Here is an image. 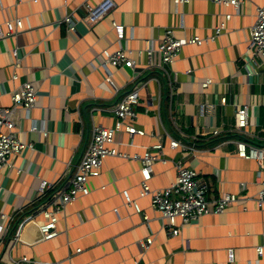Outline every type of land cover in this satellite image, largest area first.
<instances>
[{"label":"crops","instance_id":"obj_1","mask_svg":"<svg viewBox=\"0 0 264 264\" xmlns=\"http://www.w3.org/2000/svg\"><path fill=\"white\" fill-rule=\"evenodd\" d=\"M101 1L0 0V108L13 106V92L24 81L32 80L37 88L29 114L22 108L16 111L17 135L32 147L14 153L13 166L0 172V212L12 215L4 223L0 213V264H11L9 252L16 259L27 256V264H264L257 251L264 246V210L255 200L263 187L264 155L244 157L238 148L243 141L247 150H264V63L250 61L248 48L256 10L264 0H246L238 12L213 0H114L116 6L105 18L95 24L81 20L84 2ZM67 14L77 21L75 30L62 21ZM16 18L24 27L5 36L7 22ZM114 21L126 26L122 43L132 50L133 66L106 62L107 53L119 46ZM222 21L226 26L216 35ZM168 28L177 37L210 38L182 47L171 65L177 72L172 90L168 75L152 66L144 51L150 44L157 46ZM207 79L211 83L204 86ZM137 83L142 84L137 117L127 122L145 133L116 131L112 145L143 154L162 143L165 162L153 165L151 187L174 182L176 162L182 159L209 182L210 199L235 193L247 198V208L235 203L191 224L178 217L180 230L173 234L150 196L140 194L142 162L108 156L100 173L88 180L90 193L66 206L58 218L59 233L44 240L40 206L76 168L94 126L115 125L114 104ZM242 104L250 105L246 133L235 129L234 113ZM215 128L219 133H213ZM173 138L191 149L174 147ZM43 180L51 187H43ZM31 213L36 216L11 245L17 225ZM149 238L152 243L145 248L142 242Z\"/></svg>","mask_w":264,"mask_h":264},{"label":"built area","instance_id":"obj_2","mask_svg":"<svg viewBox=\"0 0 264 264\" xmlns=\"http://www.w3.org/2000/svg\"><path fill=\"white\" fill-rule=\"evenodd\" d=\"M186 0H175L178 4ZM219 4L232 6L236 12L240 11L242 4L246 0H213ZM116 6L114 0H103L98 4H91L84 2L82 9L84 10L81 20L95 24L101 19L105 18ZM231 13L226 15V18L231 17ZM68 25L70 31L76 29L77 21L73 14H67L62 18ZM117 34L119 46L111 53H107L106 62L112 66H133L135 61L131 56L132 50L122 43L126 38V26L120 22H113ZM225 21H222L216 28V35L220 34L225 28ZM24 27V22L21 18H16L14 21L7 22V32L5 36L15 34L18 30ZM212 36L211 38H213ZM210 38H201L199 36L191 37H177L173 29L168 28L158 42L157 46L150 44L146 46L145 52L149 57V62L152 66H158L162 72L168 75V82L171 90L173 89V77L176 79L177 72L171 71V65L179 57L182 47L186 44H203ZM248 48L251 54L250 61H255L259 58L264 63V5H259L256 10V20L250 30V37L248 39ZM159 54L160 61H156V56ZM13 57L18 55V51H12ZM15 59V58H14ZM18 64V61H15ZM14 75V78H17ZM108 82L117 89V85L111 76L107 78ZM211 79L203 82L204 86H208ZM142 84L137 83L135 86L125 94H123L114 104L112 110L116 115V123L113 127H105L96 125L93 128L91 141L88 144L86 153L81 158L76 168L67 175V179L63 186L52 196L51 200L40 206L38 213L43 217L39 224V230L44 240L54 238L58 233L57 223L59 215L65 210L66 206L82 195L90 193L88 187V180L92 176H97L103 166L104 160L108 156H121L129 159H137L142 162V189L141 196H150L152 205L157 209L161 216L168 220V226L173 234H178L179 228L176 226L178 217L182 219L183 224H191L199 220V218L206 214H218L224 212L229 206L237 203L242 204L244 208L246 204V197L235 193H224L217 199H210L209 182L202 176L200 172L192 167L187 166L182 159L176 162L177 177L169 186L163 188L151 187L149 180L152 177L153 165L158 161L165 162L162 158L161 149L163 144L157 143L153 146L156 151L147 149L143 154H130L119 150L112 144L115 141V133L119 130H125L130 135L135 133L144 134V130L137 128L133 124L127 122L128 119L134 120L137 117L136 106L140 100V88ZM13 106L0 108V172L5 168L13 166L11 156L14 153L21 152L26 147H32L22 141L17 135V119L16 111L22 108L28 115L29 112L36 105L37 88L32 80L24 81L19 88L15 89L12 95ZM227 98L224 96L222 102L225 103ZM235 129L239 132L246 133L250 126V105L242 104L236 107L235 113ZM36 129V127H34ZM47 135V131L43 130ZM213 133H219L218 128L213 130ZM171 144L174 147H183L185 150L191 149L190 146H185L180 140L173 138ZM243 141L238 142L240 155L244 157L262 158L264 155L263 149H258L254 146H249ZM192 149H194L192 147ZM43 187L50 188L51 183L43 180ZM1 190V187H0ZM128 203L132 201L128 190L123 192ZM260 209L264 210V182L263 187L255 198ZM137 211H141L140 206L134 202ZM4 223L12 219V215L6 212H0ZM36 214H28L17 225V228L11 238V245L20 240L24 226L28 221L33 219ZM148 218L147 215H144ZM4 233L3 227L0 226V236ZM152 243L149 238L142 242L145 248H148ZM260 255L264 256V246L257 247ZM11 264H27L31 259L23 256L19 259L14 258L9 252Z\"/></svg>","mask_w":264,"mask_h":264}]
</instances>
